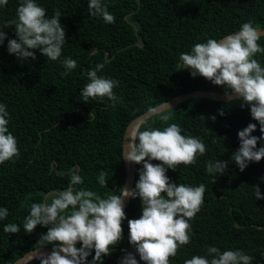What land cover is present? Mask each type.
<instances>
[{"label": "trees", "instance_id": "1", "mask_svg": "<svg viewBox=\"0 0 264 264\" xmlns=\"http://www.w3.org/2000/svg\"><path fill=\"white\" fill-rule=\"evenodd\" d=\"M20 2L8 0L0 7V29L16 17ZM36 2L49 18L55 9L60 10L66 35L60 59L75 60L77 68L62 76L60 61H50L38 50H34V61H20L7 51L8 40L16 39L14 28L3 29L7 39L0 45V103L7 106L8 128L20 154L0 164V208L9 212L0 221V264H12L28 251L40 248L38 241L47 228L37 226L26 234L24 218L32 203L42 202L48 192L68 185L69 176H59L57 171L67 173L78 167L84 178L78 187L105 198L119 195L125 181L122 140L134 118L183 93H224L210 81L193 78L190 71L177 68L181 53L190 52L195 44L207 39L219 40L235 33L248 21L264 28V0H103L115 17L111 24L90 15L89 0ZM258 43L264 47V36ZM254 58L264 66V53ZM105 61L98 75L119 81L113 90L120 101L115 107L106 97L84 103L80 96L88 83L86 70ZM171 108L173 119L168 123H177L185 136L201 139L207 151L197 157L195 165H180L166 172L171 183L206 187L204 204L190 221V243L170 258V264H184L194 255H206L209 246L221 251L241 250L253 257L251 264H264V199L256 200L253 194V187L258 186L264 196V159L249 163L243 172L231 160L239 148L238 131L253 123L257 127L251 135L260 137L259 124L251 118L247 106L240 107V101L195 97ZM94 111L95 118L90 116ZM220 111L224 115H219ZM146 120L148 127L162 130L167 126L155 115ZM262 146L264 142H258L257 149ZM216 160L229 163L214 182L206 171V162ZM142 167V163L136 164L133 188ZM101 171L107 173L106 187L97 182ZM124 212L122 240L102 258V264H120L126 253L143 264L128 240V220L142 214L140 199H130ZM8 223L19 225L20 232L5 233L3 228ZM80 246L77 243L76 247ZM43 248L51 250L52 246ZM93 255H89L87 264H91ZM28 264H40V260Z\"/></svg>", "mask_w": 264, "mask_h": 264}, {"label": "clouds", "instance_id": "2", "mask_svg": "<svg viewBox=\"0 0 264 264\" xmlns=\"http://www.w3.org/2000/svg\"><path fill=\"white\" fill-rule=\"evenodd\" d=\"M7 4L8 0H0V7ZM88 10L91 16H99L107 24L115 22L103 0H89ZM60 17L59 9H55L49 18L36 0H21L16 17L0 29V45L7 39L3 29L14 28L16 39H9L7 43L10 55L22 62L34 61V50H38L48 60L60 61L64 68L61 75L68 76L77 68V63L71 58L60 59L66 43ZM262 36L264 31L248 21L233 34L195 44L190 52L180 54L177 64V68L190 71L193 78L200 76L223 88L227 101H240L241 108L247 106L251 118L259 124L260 137L251 135L257 127L253 123L237 133L239 148L231 160L241 172L249 163L264 159V146L257 149L258 142H264V66L254 58L258 53H264V47L258 43ZM105 63L107 61L86 70L88 83L80 91L84 103L105 97L113 102L112 107L120 102L113 91L119 81L98 75ZM147 112L158 116L167 126L162 130L148 127V120H142L130 127L122 159L143 166L132 190L124 186L119 189V195L101 197L95 191L78 187L84 183V178L79 175L80 169L73 167L70 172L56 173L69 176L68 185L63 190L48 192L42 202L30 205L29 214L24 218V232L30 234L37 226L46 227L47 232L38 243L40 248L52 246L50 254L38 257L40 264H87V258L93 252L91 264H102V258L122 240L125 198L138 197L142 205L140 217L128 220V240L143 264H170V258L190 243V221L204 204L206 187L204 184L193 187L171 183L166 172L169 169L175 171L180 165H195L197 157L205 155L207 148L201 139L183 135L177 123H168L173 119V110L166 102L149 107ZM219 115L224 112L220 111ZM90 116L95 118V111ZM211 119L215 120V117ZM8 125L7 106L0 103V164L12 161L20 154L17 140ZM141 128L145 130L141 131ZM152 161L159 163L153 164ZM228 163L219 160L206 162V171L214 177V182L217 174L226 171ZM52 168L56 169L55 162ZM106 177L105 171L99 172L97 182L100 186L106 187ZM253 189L256 200L264 199L258 186ZM8 216V209L0 208V221ZM20 230L15 223H8L3 228L8 234ZM77 243L81 245L79 248ZM252 260L253 257L241 250L221 251L209 246L206 255H194L184 264H251ZM120 264H138V261L135 255L126 253Z\"/></svg>", "mask_w": 264, "mask_h": 264}, {"label": "water", "instance_id": "3", "mask_svg": "<svg viewBox=\"0 0 264 264\" xmlns=\"http://www.w3.org/2000/svg\"><path fill=\"white\" fill-rule=\"evenodd\" d=\"M261 31H264V28H260ZM233 34V33H231ZM230 35V34H229ZM227 36V35H226ZM223 38V37H222ZM195 97H200V98H206V99H211V100H217V101H227L224 93H214V92H208V91H191L187 93H183L181 95H178L176 97L171 98L168 100L166 103L169 104L171 107L181 103L182 101L195 98ZM158 106V105H157ZM154 116L151 113H148L147 111L142 113L141 115L137 116L134 118L127 126L124 135H123V140H122V152H123V145L124 143H127V133L130 129V127L142 120H146L149 117ZM124 163V169H125V181H124V186L128 188V190L133 189L134 185V177H135V171H136V166L134 171H131L128 165V162L123 159ZM131 198H125L124 200V210L128 206ZM51 250H47L45 248H36L33 250L28 251L24 255H22L20 258H18L16 261H14L12 264H28L32 262L35 259H38L39 256L41 255H48L50 254Z\"/></svg>", "mask_w": 264, "mask_h": 264}, {"label": "bare ground", "instance_id": "4", "mask_svg": "<svg viewBox=\"0 0 264 264\" xmlns=\"http://www.w3.org/2000/svg\"><path fill=\"white\" fill-rule=\"evenodd\" d=\"M128 165H129L130 170L131 171H134L136 164H134V163H128Z\"/></svg>", "mask_w": 264, "mask_h": 264}]
</instances>
